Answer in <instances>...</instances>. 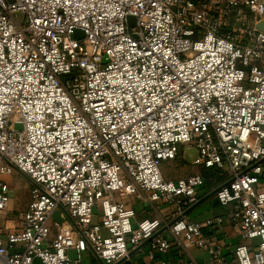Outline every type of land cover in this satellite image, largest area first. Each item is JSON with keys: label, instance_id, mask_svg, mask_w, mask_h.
<instances>
[{"label": "built area", "instance_id": "2783aa9c", "mask_svg": "<svg viewBox=\"0 0 264 264\" xmlns=\"http://www.w3.org/2000/svg\"><path fill=\"white\" fill-rule=\"evenodd\" d=\"M205 2L0 0V212L15 171L31 191L20 226L0 236V264H72L70 249L115 264L166 226L153 264H172L154 251L174 244L231 264L184 215L206 178L162 171L190 142L193 164L229 169L215 195L241 238H260L235 258L264 264V0ZM139 201L165 214L137 220Z\"/></svg>", "mask_w": 264, "mask_h": 264}, {"label": "crops", "instance_id": "0c3cea01", "mask_svg": "<svg viewBox=\"0 0 264 264\" xmlns=\"http://www.w3.org/2000/svg\"><path fill=\"white\" fill-rule=\"evenodd\" d=\"M195 2H199L200 0H193ZM218 0H207L205 2V7L207 9H211ZM248 14V9L244 8V10ZM235 15L236 11H233L230 15L231 25L235 23ZM228 29H222L221 33H225ZM264 165V160H263ZM194 172L193 173H201L206 178L205 186L200 190L201 198L207 196L213 190L222 185L229 178V169L223 168L219 169L217 167H205L202 165L193 164ZM167 177V176H166ZM179 178V177H178ZM263 185H264V174H263ZM10 184V180L6 178ZM11 188V187H10ZM13 197L11 195V201ZM30 199H31V191H30ZM138 203V204H137ZM136 209L137 213H141V220L150 217L154 218L160 214V212L165 214L164 210L156 211L151 208L146 203L137 202ZM11 205V202H10ZM138 205V206H137ZM7 212H0V236L5 237L6 233L9 230H13L15 228H11L10 221H5L2 218V214ZM232 207L231 206H223L217 199L216 195H212L201 203H199L190 213L188 214V218L201 223L204 226V232L211 236L212 239L217 241L223 249V252L226 254V257L230 261L231 264H240V262L235 258L234 251L238 244L246 243L252 246L258 245L260 238H249L243 239L239 234V227L231 220ZM223 216L224 222L221 225L211 226L208 224L209 221L214 219L217 216ZM54 219L63 220L59 211H55ZM21 221L17 224H13L12 226L19 227ZM16 227V228H17ZM163 235H167V232H163ZM134 249V248H133ZM132 249V250H133ZM14 251L22 250V245L16 246L13 249ZM151 245L150 242L145 244L138 251L134 252L132 255L127 256L120 264H153L154 259L151 256ZM69 255L72 258V264H103L102 261L94 254L92 250H87L81 253L79 256L77 250L70 249ZM193 258L195 260V264H214L212 256L210 253L203 248L193 247L188 248V253H185V250L182 246L174 244L171 249L162 254L160 251H154V258H167L172 264H176L177 262H182L186 258Z\"/></svg>", "mask_w": 264, "mask_h": 264}, {"label": "rangeland", "instance_id": "374dc122", "mask_svg": "<svg viewBox=\"0 0 264 264\" xmlns=\"http://www.w3.org/2000/svg\"><path fill=\"white\" fill-rule=\"evenodd\" d=\"M198 155V149L194 142L181 144L178 156L174 160H169L163 163L162 171L165 176L175 179L182 176H187L194 172L193 162ZM10 181L11 195L13 197L10 209L7 213H3L2 218L11 224L19 223L21 216L28 207L30 202V183L26 176L21 172L15 171L12 175L7 177ZM138 204V203H137ZM138 206V205H137ZM138 212V211H137ZM137 220H141V213H137Z\"/></svg>", "mask_w": 264, "mask_h": 264}, {"label": "water", "instance_id": "95a60500", "mask_svg": "<svg viewBox=\"0 0 264 264\" xmlns=\"http://www.w3.org/2000/svg\"><path fill=\"white\" fill-rule=\"evenodd\" d=\"M133 18H134V17H130V18H129V22H130L131 25L134 23V22H133ZM258 27H259L260 29H263V30H264V21H262L261 23H259V24H258ZM83 36H84V33H83V31H82L81 29H76V30L72 33V37H73V38H82ZM18 126H20V125H18ZM220 187H221V186H219L218 188H216L215 190H213V191H212L211 193H209L207 196H205V197H203V198H200V200H199L197 203H195L194 205H192L190 208H188V209L185 211L184 215H188V214L190 213V211H192V210H193V209H194L199 203H201V202H202L203 200H205L206 198H208V197L214 195ZM165 229H167V226L164 227L162 230H160L157 234H155V236L158 235V234H160V233H162ZM155 236H153V237L150 238V239L145 240L142 244H140L139 246H137L136 248H134L133 250H131V251L129 252L128 256H130V255H132L134 252L138 251V250H139L140 248H142L145 244H147L148 242H150L151 239H153ZM126 257H127V256H126ZM126 257L122 258L121 260H119V261L116 262L115 264H120V263H121ZM34 264H42V260H41L39 257H35V259H34Z\"/></svg>", "mask_w": 264, "mask_h": 264}]
</instances>
